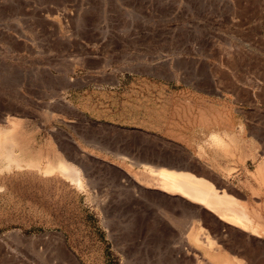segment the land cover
<instances>
[{
    "label": "rangeland",
    "instance_id": "obj_1",
    "mask_svg": "<svg viewBox=\"0 0 264 264\" xmlns=\"http://www.w3.org/2000/svg\"><path fill=\"white\" fill-rule=\"evenodd\" d=\"M238 39L264 56V0H0V100L25 104L27 121L51 133L60 79H89L66 96L89 152L69 160L80 184L29 170L57 161L51 153L4 170L13 145L4 156L0 133V264H264V165L259 175L260 161L214 159L213 95L193 93L213 73V42ZM102 71L115 73L111 85ZM168 166L200 177L195 191H161L149 168Z\"/></svg>",
    "mask_w": 264,
    "mask_h": 264
},
{
    "label": "crops",
    "instance_id": "obj_2",
    "mask_svg": "<svg viewBox=\"0 0 264 264\" xmlns=\"http://www.w3.org/2000/svg\"><path fill=\"white\" fill-rule=\"evenodd\" d=\"M245 26V24H237L236 28L240 29V33L243 34ZM240 38L244 37L240 35ZM242 41L243 39H238L233 44L230 42L225 44L213 42V56H210V59L213 60V73L208 74L205 78L203 76L196 77L193 93L199 96L202 93L213 95L214 159L260 161L258 166L262 170L264 165V56H251ZM157 68L151 65L147 67V73L151 74ZM163 68L162 72L165 74L162 77L176 71L171 64ZM99 77L101 78V85H111L115 73L102 71ZM60 80L62 83L60 93H64V96L57 98L54 105L56 106L55 114L60 116L62 121L56 127L57 130L51 133H46L44 126L39 128L35 124L36 122L27 121L25 118L27 116L25 104L20 101L11 102L8 99L0 100L1 140L3 143H8L5 145L7 148L3 149L6 153L4 156H7L6 151L10 152V146L13 145L12 153H9L12 155L6 159L8 160V168L5 167L4 163L2 164L4 170L28 169L26 167L27 160L38 159L29 158V156L37 154L48 155L51 153V155H48L49 159H57V161H48L44 167H41L38 161L32 162V165L36 164L35 167L37 169H29L47 176L44 174L52 172L47 169L48 164H56L62 160L72 166L69 160L82 159L85 158L84 153L89 154L81 147L85 142L77 136L73 130V125L68 124L70 117L74 113V103L66 98L74 90H82L89 79L81 77L75 81H70L69 78L64 76ZM77 109L82 110L80 108ZM201 109L200 105L195 109L197 110L199 121ZM200 126L199 128H201ZM135 130L140 133H148L149 131L140 126H136ZM44 133H46L47 139L43 138V140L49 146V148L45 147L46 150L37 144ZM221 135L232 136V138L230 137L228 141L217 139L223 137ZM168 137L175 144H183L185 142V135L180 131H173L172 135ZM220 143L226 145L222 148L223 153L226 155H219ZM94 157L97 159L101 158L95 155ZM196 158L202 160L203 156H196ZM10 159L17 160V162H13L15 164L18 163L19 167L12 166ZM42 171H44L43 174ZM54 171L60 173L57 170ZM60 175L64 176L62 173ZM259 175H261V172ZM0 190L6 191V186L1 188L0 185Z\"/></svg>",
    "mask_w": 264,
    "mask_h": 264
},
{
    "label": "bare ground",
    "instance_id": "obj_3",
    "mask_svg": "<svg viewBox=\"0 0 264 264\" xmlns=\"http://www.w3.org/2000/svg\"><path fill=\"white\" fill-rule=\"evenodd\" d=\"M168 167L169 168H161L157 171H155L151 168H149L150 169V171H149V169H148V171L150 173L149 176H153L152 179L158 180V185L160 186L159 189L161 191L168 193V194H171V193H173L172 191L176 188L175 186L184 188L185 190H188L189 192L195 191V190H192L193 189L192 185L197 184L196 180L200 179V177L195 176L193 173H190L189 171H184V168L181 170H176L174 168H171V166H168ZM178 167H177V169H178ZM47 169H49L52 172H53V170H57L60 173H62L65 177L69 178V180H72V182H75L76 184L81 183V180L79 177L80 175H79L77 169L72 167V166H69L66 162H64L62 160L58 161L56 164H48ZM257 170H258L257 172L260 173L261 167L258 166ZM201 179L209 182L207 179H204L202 177H201ZM210 192L212 193L213 191L210 190ZM195 195H197V194L195 193ZM208 196H210V195L205 194L204 199H206V197H208ZM212 196H213V194H212ZM216 206L218 207V205H216ZM218 217L220 219H222L224 222H226L227 224H230L234 227H237V229L239 228V229L245 230L248 226H250V224H248L250 221L249 219H248L249 220L248 221L245 219L244 216H243L244 217L243 218L239 213H233V211L229 212V211L221 210L219 212ZM194 238L196 239L195 236H194ZM223 260H225V262ZM219 261H223L225 264H233V263L229 262V260L227 258H223L222 260H219Z\"/></svg>",
    "mask_w": 264,
    "mask_h": 264
}]
</instances>
